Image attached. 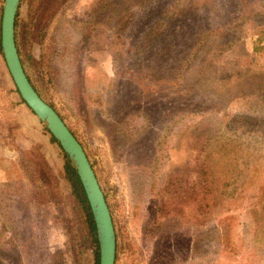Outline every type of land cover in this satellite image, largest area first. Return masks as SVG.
Returning a JSON list of instances; mask_svg holds the SVG:
<instances>
[{
    "label": "rangeland",
    "instance_id": "rangeland-1",
    "mask_svg": "<svg viewBox=\"0 0 264 264\" xmlns=\"http://www.w3.org/2000/svg\"><path fill=\"white\" fill-rule=\"evenodd\" d=\"M17 12L19 60L85 153L114 264H264V0H23ZM14 89L0 54V264H92L60 151ZM197 159L210 212L161 219L145 238L166 175Z\"/></svg>",
    "mask_w": 264,
    "mask_h": 264
},
{
    "label": "water",
    "instance_id": "water-1",
    "mask_svg": "<svg viewBox=\"0 0 264 264\" xmlns=\"http://www.w3.org/2000/svg\"><path fill=\"white\" fill-rule=\"evenodd\" d=\"M20 0H3L0 53L19 98L71 163L84 192L95 229L98 264H114L115 235L108 207L85 153L57 113L35 92L26 78L14 42V18Z\"/></svg>",
    "mask_w": 264,
    "mask_h": 264
},
{
    "label": "trees",
    "instance_id": "trees-1",
    "mask_svg": "<svg viewBox=\"0 0 264 264\" xmlns=\"http://www.w3.org/2000/svg\"><path fill=\"white\" fill-rule=\"evenodd\" d=\"M22 1L23 0L19 1L18 7ZM17 13L18 12L16 10L15 18H14V29H15ZM20 64L22 66L21 60H20ZM24 74L28 79L25 71ZM14 91L17 94V91L15 89ZM17 98H18V102L24 105L23 101L19 98L18 94H17ZM42 129L48 135L49 141L58 147L57 142L48 134L45 128ZM68 130L70 131L69 128ZM58 149L60 151V155L62 159L61 168H62L63 178L68 185L70 194L77 208L79 209L83 221L84 230L92 248V257H93L92 264H98V252H97L95 229L84 192L82 190L81 184L78 180V177L71 163L67 160L66 155L62 153L59 147ZM153 161H158L157 157H154ZM211 190H212L211 176L209 174V170L206 163H204L203 160L201 159L200 161L197 159L196 163L192 164L189 168L187 167L186 171H183L180 174L175 172H170L169 174H167L163 181L161 189H159L154 195L155 209L152 215L150 216L151 218L150 221L148 222V223L152 222L154 230H150L149 227H147L146 229H148V231L145 234V238L152 239L154 236L152 231H155L157 233L156 235H159L158 231L161 225L160 223H158V221L161 219H166L172 216L183 217L185 214H189L191 215V217L193 216L200 218L207 215L212 208L211 197H210ZM153 246H154L153 251H158L160 247L161 250L164 249L165 244L164 243L159 244L158 241L156 240L154 241ZM116 253H117V246H115L114 262L116 261L117 258Z\"/></svg>",
    "mask_w": 264,
    "mask_h": 264
}]
</instances>
